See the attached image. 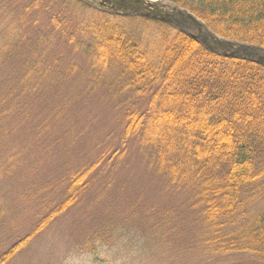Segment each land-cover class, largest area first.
<instances>
[{"label": "trees", "instance_id": "16d2710c", "mask_svg": "<svg viewBox=\"0 0 264 264\" xmlns=\"http://www.w3.org/2000/svg\"><path fill=\"white\" fill-rule=\"evenodd\" d=\"M165 1L189 11L221 38L264 48V0ZM45 2L32 0L20 14L7 12L8 17L0 8V72L7 65L21 80L10 91L14 101L19 86L36 84L37 92L40 85L50 83L62 89L65 78L76 70L69 64L68 74L58 70L53 75L51 60L45 55L32 63L19 52L24 39L19 38L18 22L27 26L21 20L38 8L48 9ZM66 2L67 9L74 3L76 8L93 11L97 21L82 23L76 33L69 32L62 19H51L52 27L42 32V41L48 45L52 36H67L69 45L86 58L94 73L86 80L88 85L95 87L116 71L122 80L120 93L131 96L132 102L119 104L123 121L114 141L118 149L110 147L107 154L101 153L80 170L69 168L62 180L68 187L65 198L48 207L44 215L37 214L32 228L0 253V264L15 261L67 213L99 179L103 170L98 169L119 166L130 142L147 150L149 167L168 188L191 193L208 250L249 251L261 261L247 264H264V67L212 53L166 23L108 13L82 0ZM46 95L47 91L40 98ZM3 113L0 129L7 135L12 132ZM4 136L1 150L11 146ZM13 146L12 151L0 153V182L16 170L19 155ZM45 201L39 206L53 204L51 197L48 204ZM3 212L0 208V221Z\"/></svg>", "mask_w": 264, "mask_h": 264}, {"label": "rangeland", "instance_id": "374dc122", "mask_svg": "<svg viewBox=\"0 0 264 264\" xmlns=\"http://www.w3.org/2000/svg\"><path fill=\"white\" fill-rule=\"evenodd\" d=\"M31 1L0 0V8L5 9L1 12L6 17L7 12L16 10L20 14ZM66 1L46 0L48 9L38 8L21 20L28 27L18 22L19 38L24 39L19 52L26 54L25 60L30 58L36 63L45 55L44 58L51 60L48 64L53 75L58 70L68 74L67 66H75V72L63 81L64 87L42 84L44 91L39 87L36 92L37 85L27 83L23 88L19 86L20 94L15 93L18 99L14 101L10 91L21 80L7 65L0 72V103L3 104L0 113L7 110L6 115L3 113L4 119L12 132L5 135L7 132L0 129V138L5 135L19 155L14 175L0 182V208L4 211L0 221V253L32 228L38 213L44 215L48 207L65 198L68 187L63 186L62 180L69 168L80 170V166L91 163L101 153L107 154L110 147L118 149L119 144L114 141L122 127L120 105L132 102L131 96L120 93L122 80L116 71H110L99 85H88L86 80L92 79L94 73L86 58L75 51V46L69 45L67 36H52L48 45L42 41V32L52 27L51 19H62L64 27L76 33L82 23L97 21L93 11L83 6L76 8L74 3L67 9ZM46 91V97L40 98ZM45 99L47 103L40 102ZM46 127L47 130L41 131ZM11 146L5 150L0 148L1 155L12 151ZM127 149L119 166L98 169L103 171L92 187L11 264L261 261L249 251L225 254L208 250L202 218L199 209L193 206L191 193H175L168 188L167 182L149 167L147 150L144 152L139 143L130 142ZM50 197L52 205L39 206L44 199L48 204Z\"/></svg>", "mask_w": 264, "mask_h": 264}, {"label": "water", "instance_id": "95a60500", "mask_svg": "<svg viewBox=\"0 0 264 264\" xmlns=\"http://www.w3.org/2000/svg\"><path fill=\"white\" fill-rule=\"evenodd\" d=\"M99 8L122 16H140L181 29L209 51L224 57L245 60L264 67V48L217 36L189 11L175 4L153 0H94ZM158 2V3H157Z\"/></svg>", "mask_w": 264, "mask_h": 264}, {"label": "bare ground", "instance_id": "6f19581e", "mask_svg": "<svg viewBox=\"0 0 264 264\" xmlns=\"http://www.w3.org/2000/svg\"><path fill=\"white\" fill-rule=\"evenodd\" d=\"M153 3H156L155 1L151 0ZM158 3V2H157Z\"/></svg>", "mask_w": 264, "mask_h": 264}]
</instances>
